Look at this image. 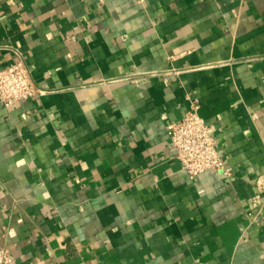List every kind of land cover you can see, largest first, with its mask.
<instances>
[{"label":"crops","instance_id":"1","mask_svg":"<svg viewBox=\"0 0 264 264\" xmlns=\"http://www.w3.org/2000/svg\"><path fill=\"white\" fill-rule=\"evenodd\" d=\"M17 52L44 93L0 103L11 264H264V0H0ZM194 102L230 178L176 158Z\"/></svg>","mask_w":264,"mask_h":264},{"label":"built area","instance_id":"2","mask_svg":"<svg viewBox=\"0 0 264 264\" xmlns=\"http://www.w3.org/2000/svg\"><path fill=\"white\" fill-rule=\"evenodd\" d=\"M144 1V0H140ZM35 84L31 70L21 53L17 58L0 68V103L10 107L18 102L30 100L43 94ZM199 106L194 102L184 117L167 125L176 158L182 169L190 178L194 179L208 171H219L230 178L233 173L225 159L219 154L213 132L207 122L199 114ZM258 187L264 193V180H258ZM261 196L256 202L261 204ZM250 213L252 218L257 214ZM13 261L10 253L5 248H0V264H11Z\"/></svg>","mask_w":264,"mask_h":264}]
</instances>
